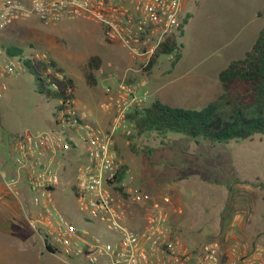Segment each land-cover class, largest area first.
<instances>
[{
  "label": "rangeland",
  "instance_id": "rangeland-1",
  "mask_svg": "<svg viewBox=\"0 0 264 264\" xmlns=\"http://www.w3.org/2000/svg\"><path fill=\"white\" fill-rule=\"evenodd\" d=\"M185 10L191 17L176 36L179 51L160 55L152 73L167 71L170 93L160 102L199 110L222 92L216 72L242 58L264 29V0H187ZM7 46L34 61L45 53L73 80L77 106H87L98 125V115L104 114L100 109L104 80L97 74L96 86H87L81 68L90 55L106 60L111 48L122 51L104 41L100 27L83 19L47 26L35 18L14 21L0 33V48ZM178 54L174 63L171 56ZM144 80L145 89L152 92L151 81ZM207 85L209 93H202ZM40 86L33 74L19 73L7 79L0 100V264H71L45 250L41 258L36 256V235L18 202L3 188L2 175L9 165L6 140L26 131L58 130V103ZM44 87L48 89L45 82ZM155 99L151 94L147 103ZM132 129L129 137L118 136L120 158L131 169L135 186L168 211L170 225L186 245L227 249L237 239L254 243L264 236V134L212 143L172 131ZM59 189L61 212L81 222L73 198L66 199L64 184Z\"/></svg>",
  "mask_w": 264,
  "mask_h": 264
},
{
  "label": "built area",
  "instance_id": "built-area-1",
  "mask_svg": "<svg viewBox=\"0 0 264 264\" xmlns=\"http://www.w3.org/2000/svg\"><path fill=\"white\" fill-rule=\"evenodd\" d=\"M186 1L0 0V33L14 21L32 18L45 26L89 19L134 62L121 74L107 66L114 82L102 88L100 109L109 114L105 128L84 109L77 110L74 98H66L57 101V132L26 131L6 143L12 174L2 175L3 188L18 202L30 229L63 259L85 264H264V236L254 243L237 239L227 249L186 245L170 225L168 211L135 186L131 169L120 158L118 136L132 134L128 115L150 95L144 87L148 65L162 44L176 41ZM31 61L47 90H57L64 74L49 65L47 55L42 52ZM26 71L18 56L0 48V100L7 79ZM66 93H71L69 87ZM1 133L0 126V140ZM63 184L83 224L61 212Z\"/></svg>",
  "mask_w": 264,
  "mask_h": 264
},
{
  "label": "trees",
  "instance_id": "trees-1",
  "mask_svg": "<svg viewBox=\"0 0 264 264\" xmlns=\"http://www.w3.org/2000/svg\"><path fill=\"white\" fill-rule=\"evenodd\" d=\"M188 18L189 15H184L180 32ZM104 41L116 44L105 38ZM174 50L179 51L175 40L162 44L146 72L148 73L151 69L157 57L170 54ZM6 51L11 56L18 53L16 56L18 55L28 72L40 82V87L48 98L56 101L74 98L73 80L66 76L63 69L58 67L54 61H50L49 65L55 71L63 73L64 79L58 82L57 90L50 91L45 89L40 73L36 71L30 59L21 58L20 50H14L10 46L6 47ZM178 57L179 55L175 57L174 61ZM101 65L102 60L99 56L90 55L87 57L81 68L87 86L94 87L97 84L96 73ZM217 79L222 89L221 94L199 110L171 107L159 100L133 109L128 117L133 123L135 131L138 133L172 131L182 133L194 140L205 139L212 143L251 139L255 134H264V29L259 31L251 48L244 53L242 58L231 61L218 72ZM67 87L71 89L69 94L66 93ZM9 140L10 138L6 140V143ZM39 238L41 239V237ZM43 245L46 252L56 254L53 246L47 242H43ZM67 262L71 264L84 263L79 260Z\"/></svg>",
  "mask_w": 264,
  "mask_h": 264
},
{
  "label": "crops",
  "instance_id": "crops-1",
  "mask_svg": "<svg viewBox=\"0 0 264 264\" xmlns=\"http://www.w3.org/2000/svg\"><path fill=\"white\" fill-rule=\"evenodd\" d=\"M183 13H184V15H189V18H188V20H189L191 16L185 10V5H184V8H183ZM79 19H83V18H79ZM75 20H78V19H75ZM83 20L92 22V23L96 24L98 27H100L94 21H91L89 19H83ZM61 21H63V20H61ZM61 21H59V22H61ZM57 24H55V25H57ZM92 31L94 32V31H96V29H94V30L92 29ZM182 33H183V28H182V31L180 32L179 35H181ZM107 44L109 46H113V45L119 46L120 49L122 48L121 49L122 51H116V50H114V48H111L112 50H110L109 56H107L108 58L106 60H104V59L101 58L102 65H101V67L99 69H102L103 72H99V70H98L97 73H96V75L99 74V76L101 77V79L104 80L103 81V84H102L103 86L101 87V91H102V88L104 86H106V85L114 82L113 79H110L109 78V70H108V67H107L108 65H111V68H109V69H112L113 71L117 72L118 74H121L122 72H124L125 69H128L129 67H131L134 64L130 53L126 49H124L123 46H121L119 44H109V43H107ZM157 61H158V57L155 59V62L153 64V66L148 71L147 76L145 77V78L149 79L151 81V83H152V89H153V91L152 92L150 91V93L156 96V99L155 100H158L159 98L164 99V97L169 96V93H170V91L168 89V86H167V83L165 84V76L164 75H165V73H167V71L164 70V71H161L160 73H157V74L156 73L155 74L152 73L153 68L155 66H157ZM177 61H178V59L176 61H174V63H177ZM171 66H173V64H171ZM221 70H219V71H221ZM219 71L216 72V75L218 74ZM136 78H138V77L136 76ZM97 82H98V80H97ZM201 92L202 93L203 92L204 93H209V87H208V85L206 86V88L204 90L202 89ZM74 99H75V108L77 110L81 111V110L84 109L88 114H89V112L91 113V111L88 112V109L89 108H87V106H85V105H83L81 107L77 106V101L78 100H77L76 89H74ZM162 103H164V102H162ZM98 117H100V119H99V123H98L97 126L100 127V128H105L106 125H107V123H108V120H109V114L104 113V114H101L100 116L98 115ZM6 171H7V173L6 174L4 173L5 176L6 175H9V173L11 174V172H12L11 171V167H9L8 164L6 165ZM35 240L38 243V247L36 249V253H37L36 256L39 257V258H41L42 257V252H43V250H45L44 249V245H43L42 240L37 235H36V239ZM46 254L48 255L49 253L46 252ZM2 257H4V260L5 261H10V260L7 259V257L5 255L2 256ZM22 262H27V261L24 259ZM29 262H31V261H29ZM64 262H67V261H64Z\"/></svg>",
  "mask_w": 264,
  "mask_h": 264
}]
</instances>
